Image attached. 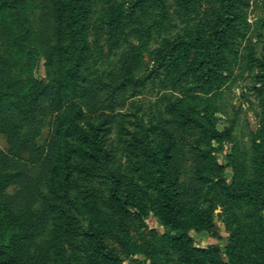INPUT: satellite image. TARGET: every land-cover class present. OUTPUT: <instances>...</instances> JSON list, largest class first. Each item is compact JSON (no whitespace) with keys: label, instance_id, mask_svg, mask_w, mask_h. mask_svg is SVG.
I'll list each match as a JSON object with an SVG mask.
<instances>
[{"label":"trees","instance_id":"obj_1","mask_svg":"<svg viewBox=\"0 0 264 264\" xmlns=\"http://www.w3.org/2000/svg\"><path fill=\"white\" fill-rule=\"evenodd\" d=\"M146 1L130 0L128 7L96 22L97 31L106 25L109 28L114 52L129 43L115 60L117 65L102 74L88 66L91 44L76 29L78 17L87 14L84 0H39L36 5L35 42L44 57L46 75L35 80L24 101L0 100V132L9 145L7 149L0 147V211L16 222L7 264H48L67 233L88 240L87 264H125L123 255L108 240L107 228L112 226L115 212L129 213L133 206L142 216L145 207L126 187L123 154L154 164L168 236L183 243L192 241L184 216L202 189L203 172L209 166L202 145L214 138L223 142L231 136L234 124L222 130L214 123L205 125L193 107L164 91L160 100L167 116L160 119L158 139L129 130L130 114L123 108L129 96L126 91L131 89L130 96L137 93V70L145 46L140 28ZM10 3L1 0L0 7ZM237 6L238 0H223L219 8L205 14L208 26L198 29L191 39L181 35L168 40L158 50L160 62L148 75L159 74L164 65L179 66L185 58L183 73L200 68L206 81L213 80L220 73L227 38L236 27ZM130 34L141 38L140 42L133 43ZM196 43L205 46L201 57L193 53L198 50ZM253 60L254 65L264 63L259 56ZM71 107L72 114L65 121ZM46 126L47 135L40 141ZM114 131L116 136L112 135ZM62 134L68 139L66 148L61 146ZM25 153L33 162H47V170L29 175L27 164L15 158ZM186 155L194 158L196 181L185 182L181 177ZM12 184L18 185L14 192L8 191ZM256 188L255 183H243L234 198L264 202ZM252 221L248 226L257 237L251 242V251L243 255V261L229 251L224 264L262 262L264 217L259 215Z\"/></svg>","mask_w":264,"mask_h":264},{"label":"rangeland","instance_id":"obj_2","mask_svg":"<svg viewBox=\"0 0 264 264\" xmlns=\"http://www.w3.org/2000/svg\"><path fill=\"white\" fill-rule=\"evenodd\" d=\"M128 1L84 0L87 14L78 17L76 29L91 44L88 66L97 74L116 66L115 60L129 43L118 46L114 52L111 49L113 36L107 25L100 31L94 26L115 14L114 11L128 7ZM222 1L148 0L144 6V24L140 31H143L145 46L137 70L140 77L136 83L137 93L130 96L131 89L126 91L129 96L123 108L130 114L129 130L158 139L160 119L167 116L160 100L164 91L193 107L205 125L214 123L222 130L234 124V128L223 142L214 138L202 145L207 151L209 166L203 172V187L184 216L192 236V241L187 243L168 236L169 226L163 220L154 164L133 154L122 155L126 187L145 207L142 216L134 212L133 206L129 213L115 212V220L107 228L108 240L123 255L125 264H203V261L224 264L228 262L229 251L243 261V255L251 251V242L257 237L248 224L259 215L264 217V202L236 199L234 192L243 183H255L256 191L264 198V76H261L264 63L253 64L255 56L264 60V0H238L236 27L227 38L229 44L224 48L220 73L213 80L206 81L200 68L183 73L185 58L180 60L179 66L164 65L159 74L148 75L160 62L159 48L181 35L191 39L198 29L208 26L205 14L219 8ZM38 2L15 0L14 4L11 0L9 6L0 7V100L24 101L35 80L46 75L44 57L34 34ZM85 25L90 27L83 28ZM130 39L138 43L141 38L130 34ZM194 46L198 47L197 52H193L195 57L203 56L204 44ZM168 61L169 58L166 64ZM72 111V107L66 111L65 121ZM209 115L214 117L211 119ZM47 132L48 126L40 141ZM116 134L112 132L113 136ZM61 144L62 148L68 146L63 134ZM189 146L187 143L186 147ZM0 147H9L2 132ZM15 158L27 164L29 175L48 168L47 162H33L26 153ZM194 164L192 156L183 157L181 177L185 182L196 181ZM17 188L18 185L12 184L8 191L14 192ZM15 229V220L0 211V260H5L6 264L12 253L8 247ZM87 247L88 240L83 235L67 233L61 249L48 264H87ZM262 259L257 264H264V254Z\"/></svg>","mask_w":264,"mask_h":264}]
</instances>
